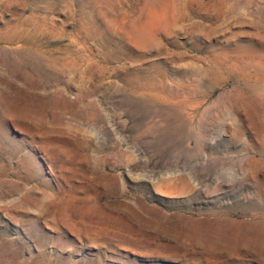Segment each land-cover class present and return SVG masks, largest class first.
<instances>
[{
	"label": "rangeland",
	"instance_id": "rangeland-1",
	"mask_svg": "<svg viewBox=\"0 0 264 264\" xmlns=\"http://www.w3.org/2000/svg\"><path fill=\"white\" fill-rule=\"evenodd\" d=\"M0 264H264V0H0Z\"/></svg>",
	"mask_w": 264,
	"mask_h": 264
}]
</instances>
